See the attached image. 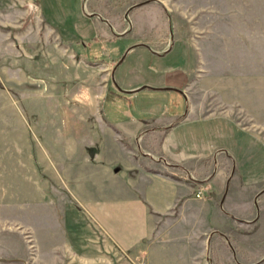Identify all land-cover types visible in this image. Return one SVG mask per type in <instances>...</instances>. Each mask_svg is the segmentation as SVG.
<instances>
[{
	"label": "crops",
	"instance_id": "0c3cea01",
	"mask_svg": "<svg viewBox=\"0 0 264 264\" xmlns=\"http://www.w3.org/2000/svg\"><path fill=\"white\" fill-rule=\"evenodd\" d=\"M125 1L67 2L99 27L104 59L82 73L100 81L57 102L68 135L51 150L32 149L20 121L16 166L6 169L9 150L0 161V233L33 238L23 217L46 211L52 255L41 264H243L238 247L264 243V4L195 0L192 23L185 0ZM1 12L0 58L24 57L14 43L26 53L54 42V0H0ZM138 24L151 40L121 59L112 44ZM80 55L66 54L71 67Z\"/></svg>",
	"mask_w": 264,
	"mask_h": 264
},
{
	"label": "rangeland",
	"instance_id": "374dc122",
	"mask_svg": "<svg viewBox=\"0 0 264 264\" xmlns=\"http://www.w3.org/2000/svg\"><path fill=\"white\" fill-rule=\"evenodd\" d=\"M71 1L72 0H54V42H57V44H54V42L51 43V40L48 39L49 50L53 51L54 44L53 61H51L52 58H49L50 54L48 49L40 48L38 45L35 49H32V51L26 50V53H24L25 51L20 50L19 43H14V45L17 46L15 51L19 50L23 53L24 57L20 58L10 53V56L0 58V161L4 160L7 156L6 151L9 150V157L11 158L9 162H7L6 169L8 168L10 171L16 166V149L22 142L20 135H24L20 128V121L23 123L24 121L26 122L25 131L26 134L30 136V145L32 149L42 145V147L44 146L47 150H51L54 148V135H68L66 127H64L62 121H60L58 117L59 109L57 107V102L85 98V94L87 93L85 91L87 90L84 88L88 89L94 87L98 85L100 81V79L95 80V78H93L92 82L94 84L85 82L88 80H86L85 74L82 73L85 69V63L100 62L104 59V53L99 50L100 45L95 44L96 34L99 33V27L90 20L74 17L72 14L73 7L70 6V4V7L67 5V2ZM119 1L121 3L126 2L125 0ZM194 1L195 0H185L186 3L181 6L182 9L184 8V10L187 11L186 13L184 12V14H187V16L189 15L188 18L190 21L194 18L193 15H191L193 11L189 12ZM245 1L249 2L248 0H230V2L235 4ZM250 1L264 4V0ZM142 2L148 3L153 2V0H138V3ZM201 2L203 4H209L211 0H202ZM175 14V12H172L171 16L173 17ZM1 15L2 12L0 13V18H2ZM168 18H170V16H168ZM18 29L21 28H9V30L16 31ZM3 32V28L0 27V33ZM193 32L194 28H192V33ZM151 37L152 33L147 31V26L138 24L127 36L113 42L112 47H121L120 58L122 59L133 48L141 47L142 43H144V39L149 41ZM25 39L23 38V43H25L24 45L26 46V42L28 41L27 38ZM3 41L4 40H0V49L3 47ZM79 52L81 53L79 56L81 59L75 58V60L72 61L74 62V66L71 67L72 63L69 61V57H67L66 54L68 53V55L72 57L74 55L76 56L77 53L79 54ZM72 70L74 72L69 73ZM21 72L25 74L26 78H29L31 81L29 82L30 84L40 88V92L26 93L27 91H23L26 89L25 86L27 85L21 86L17 84L18 82L16 83V81L20 80L19 75ZM66 73L70 75L67 76ZM92 125H94V123H92ZM73 127L74 126L71 125L70 129L73 130ZM57 144L60 145V140L57 141ZM4 153L5 155H3ZM238 161L239 165H241V160L239 159ZM35 164L37 165V170L41 173V168L36 160ZM41 176L43 178L45 177L42 173ZM50 183L52 187L49 191V199L51 201L52 197L54 198V182L50 180ZM246 206V204L238 202V199H234L232 204L233 212L238 216L242 215L240 217H244L243 215H247L249 212ZM50 214L51 213L45 211L44 213L36 214L28 213L23 217V221L31 227L33 238L29 234V231L24 230L20 234L21 236H15L12 233L15 231L13 227L12 229L8 228L4 232H1L0 264H41V260L51 257L52 236L47 229L48 227H42V225H46L48 220H50ZM234 231L235 232L231 231L230 233L235 236L237 232L235 228ZM260 233L261 230H258L255 238L264 240V236H260ZM30 240H34L35 246L31 244ZM237 256L239 261L243 264H256V262L264 258V243L260 246H256L254 250H245L244 247L239 246ZM261 264H264V262Z\"/></svg>",
	"mask_w": 264,
	"mask_h": 264
},
{
	"label": "built area",
	"instance_id": "2783aa9c",
	"mask_svg": "<svg viewBox=\"0 0 264 264\" xmlns=\"http://www.w3.org/2000/svg\"><path fill=\"white\" fill-rule=\"evenodd\" d=\"M202 195H203L202 190H199V191L195 194L196 197H201Z\"/></svg>",
	"mask_w": 264,
	"mask_h": 264
}]
</instances>
